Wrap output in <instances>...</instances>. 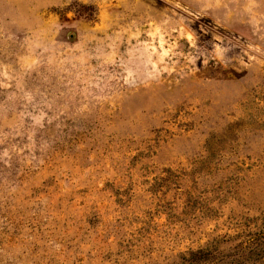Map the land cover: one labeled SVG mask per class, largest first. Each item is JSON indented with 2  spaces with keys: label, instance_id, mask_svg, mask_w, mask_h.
Wrapping results in <instances>:
<instances>
[{
  "label": "rangeland",
  "instance_id": "374dc122",
  "mask_svg": "<svg viewBox=\"0 0 264 264\" xmlns=\"http://www.w3.org/2000/svg\"><path fill=\"white\" fill-rule=\"evenodd\" d=\"M0 264H264V0H0Z\"/></svg>",
  "mask_w": 264,
  "mask_h": 264
}]
</instances>
